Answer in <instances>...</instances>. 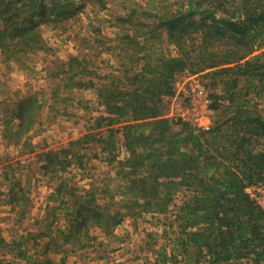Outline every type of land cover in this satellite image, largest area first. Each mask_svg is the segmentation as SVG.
Here are the masks:
<instances>
[{
    "label": "trees",
    "instance_id": "1",
    "mask_svg": "<svg viewBox=\"0 0 264 264\" xmlns=\"http://www.w3.org/2000/svg\"><path fill=\"white\" fill-rule=\"evenodd\" d=\"M84 2L104 6L102 0H80L78 4L74 0H0V52L18 59L44 48L38 19L50 22L71 16ZM157 29L165 32L176 54L155 52L153 44L141 45L123 34L122 41L139 54L132 60L135 64L142 61L140 67L98 77L101 83L96 95L104 113L93 117L87 132L69 141L68 147L40 154L42 169L64 170L76 157L71 147L76 145L79 150L92 140L108 155V162H117L118 185L108 195L106 189L101 191L107 202L99 203L91 190L72 199V207H65L69 227L63 242L74 238L77 248L83 249L92 239L90 226L109 233L126 216L172 213L178 228L172 246L182 255V264H264V206L245 191L248 185L264 181V114L255 107H244L247 101L236 104L235 91H228L240 77L248 81V87L264 78V52L251 55L254 43L259 40L264 45V0H188L186 8L159 16L158 24L148 31L150 38ZM223 39L234 43L217 47ZM83 62L70 57L63 64L68 74L64 87L95 86L94 80H74L78 74L93 73ZM207 70L210 75L237 74L223 80L227 94L220 99L228 102L229 117L225 113L213 119L204 130L162 117L163 97L174 94L175 76ZM221 105L215 101L214 112ZM40 107L35 99L19 104L14 114L17 123L3 129L4 138L25 142ZM118 141L127 152L124 159H117ZM62 189L60 183L52 197L62 198ZM179 192H184L185 199L175 204ZM63 202L62 198L60 205ZM170 207H175V213ZM20 246H14V255L25 264H52ZM174 258L173 253L158 251L153 264H173Z\"/></svg>",
    "mask_w": 264,
    "mask_h": 264
},
{
    "label": "rangeland",
    "instance_id": "2",
    "mask_svg": "<svg viewBox=\"0 0 264 264\" xmlns=\"http://www.w3.org/2000/svg\"><path fill=\"white\" fill-rule=\"evenodd\" d=\"M74 1L78 4L80 0ZM187 1L102 0L103 7L96 2H84L71 16L50 22L38 19L37 30L44 48L29 51L18 59L0 52V239L4 240L0 242V264H25L21 257L13 255L16 253L14 246L18 243H21L23 251L40 261L48 259L52 264H153L158 251L173 253V264H182V255L172 246V239L178 230L172 213L167 216H126L109 233L90 226L92 239L83 249L77 248L74 238L63 242V235L68 234L69 227V216L66 214L69 209L65 207H72V199L91 190L95 191L99 203L107 202L106 194L101 191L106 189L108 195L118 185L117 162H108V155L101 152L99 144L92 140L79 150L76 145L71 147L77 159L73 158L64 170L45 171L38 155L46 150L68 147L69 141L87 132L93 117L104 113L96 95V86L101 83L98 77L110 73L120 75L127 69L140 67L142 61L135 64L132 60L139 54L122 41L123 34L128 33L141 45L153 44L155 52L176 54L175 47L168 42L163 30L157 29L153 38L149 37L148 31L158 24L159 16L171 15L180 8H186ZM121 17L126 20H120ZM227 43L234 42L223 39L216 45L223 47ZM263 52L264 45L258 40L251 55L262 56ZM70 57L83 60L87 71L93 72L78 74L74 80H94L95 86H63L62 82L68 76L63 72V64ZM78 69L80 67L75 71ZM185 72L188 71L178 73L174 83L177 79L183 80ZM190 74H197L199 83L211 95L212 104L215 101L223 104L219 111L210 115L212 121L228 114V102L220 99L227 94L223 80L233 79L237 74L210 75L208 70ZM254 83L255 87H248V81L240 77L236 87L228 91H235L236 104L247 101L249 105L244 107H255L258 113L264 114V78L260 82L257 78ZM173 96L163 97L164 112L171 105L173 107ZM30 98L37 100L41 107L36 111V121L28 139L19 141L21 145L7 143L3 129L15 125L14 110L20 101L27 103ZM117 138L121 140L119 134ZM257 141L261 139L255 140L256 144ZM121 146V141H118L117 159L126 155ZM60 183L64 187L61 192L64 202L61 205L62 198L50 197L52 189ZM259 183L264 184V181L251 185ZM16 195L20 196L17 205L12 202ZM183 199L184 192H179L174 197V203L179 204ZM46 204L48 206L44 207ZM111 208L114 209L113 205ZM170 208L175 213V207ZM29 231H47V237L38 238L41 242L47 241L48 245L32 246L34 237L27 235ZM45 246L47 251H44Z\"/></svg>",
    "mask_w": 264,
    "mask_h": 264
},
{
    "label": "built area",
    "instance_id": "3",
    "mask_svg": "<svg viewBox=\"0 0 264 264\" xmlns=\"http://www.w3.org/2000/svg\"><path fill=\"white\" fill-rule=\"evenodd\" d=\"M185 75L183 80H175L176 90L172 98L180 102L181 110L171 116L175 121L191 122L193 127L200 128V118L213 112L212 99L207 88L199 83L197 74L185 72ZM208 128L209 125H205V129ZM245 191L255 202L264 206V184L249 185Z\"/></svg>",
    "mask_w": 264,
    "mask_h": 264
},
{
    "label": "crops",
    "instance_id": "4",
    "mask_svg": "<svg viewBox=\"0 0 264 264\" xmlns=\"http://www.w3.org/2000/svg\"><path fill=\"white\" fill-rule=\"evenodd\" d=\"M30 99H33V98H30ZM173 100H171V102L173 103V107H172V105H171V107L169 108V110L167 111V112H164L163 111V113H162V117H166V118H172V116L171 115H175V114H177L178 113V111H180L181 110V105H180V102L177 100V99H175V98H172ZM175 100H177V101H175ZM174 101H175V103H174ZM24 101H20L19 103H18V105L19 104H22ZM25 103V102H24ZM16 110L17 109H15L14 110V112H16ZM213 112H214V110H213ZM213 112L211 113V114H213ZM15 114V113H14ZM15 116L13 115V118H14ZM173 119V118H172ZM14 120H15V125H16V123H17V119L16 118H14ZM36 121V120H35ZM35 123V122H34ZM200 128L201 129H205V125L207 126V125H209V127L211 126V124H212V119H211V117H210V115H208V116H203V117H201L200 118ZM187 124H189V125H191V122H187ZM15 125H11L10 127H14ZM203 125V126H202ZM192 126V125H191ZM85 134V133H84ZM7 141V140H6ZM7 143H9L8 141H7ZM17 145H21V143H17ZM123 149L124 150V152H125V157L127 156V152L125 151V149L123 148V146H121L120 147V149ZM32 151V150H31ZM42 153V152H41ZM41 153H39V157H40V154ZM124 157V158H125ZM124 158H122V159H124ZM39 162H41V160L39 161ZM54 189H55V187L52 189V191L50 192V197L53 199V197H52V195L54 194ZM20 196H18V195H16V197H13V201L12 202H14L15 203V205H17V204H19V201H20V198H19ZM48 205L46 204L44 207H47ZM59 208V207H58ZM22 214L24 213L23 212V210H21L20 211ZM46 217L44 216V219H45ZM38 220V219H37ZM46 226V225H45ZM33 232H35V233H33ZM45 232V233H44ZM44 232H42V231H29V232H27V235H33V237H34V239L32 240V246H34L35 248H37V247H40L42 244H48V242L47 241H45V242H41L40 240H39V238H38V236L39 237H44V235L47 237L48 236V233H47V231H44ZM2 242H4V240L2 239ZM19 244H21V243H19ZM20 247H22V246H20ZM45 249V248H44ZM21 250H23V248H21ZM36 250L37 249H35V254L36 255H38L37 254V252H36ZM15 253H13V255H14ZM14 257V256H13ZM21 259V258H20ZM22 260V259H21Z\"/></svg>",
    "mask_w": 264,
    "mask_h": 264
}]
</instances>
